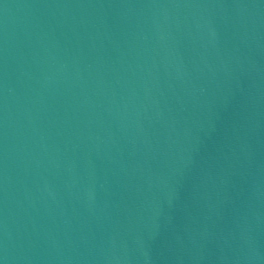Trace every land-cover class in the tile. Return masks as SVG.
Wrapping results in <instances>:
<instances>
[{"label": "water", "instance_id": "95a60500", "mask_svg": "<svg viewBox=\"0 0 264 264\" xmlns=\"http://www.w3.org/2000/svg\"><path fill=\"white\" fill-rule=\"evenodd\" d=\"M0 264H264V0H0Z\"/></svg>", "mask_w": 264, "mask_h": 264}]
</instances>
